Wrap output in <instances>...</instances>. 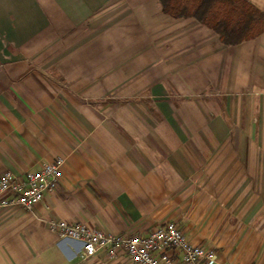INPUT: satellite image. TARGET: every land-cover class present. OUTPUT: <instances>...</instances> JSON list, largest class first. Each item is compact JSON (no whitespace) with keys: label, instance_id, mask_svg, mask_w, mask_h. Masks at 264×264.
I'll list each match as a JSON object with an SVG mask.
<instances>
[{"label":"crops","instance_id":"crops-1","mask_svg":"<svg viewBox=\"0 0 264 264\" xmlns=\"http://www.w3.org/2000/svg\"><path fill=\"white\" fill-rule=\"evenodd\" d=\"M245 1L264 14V0ZM56 79L73 82L71 96L107 95L94 82L118 80L136 82L126 96L169 97L167 83L183 100L152 106L161 120H144L136 103L134 121L113 122L65 104ZM58 157L56 191L31 212L0 209V264H93L79 243L50 231L51 220L117 235L178 221L193 244L219 242L218 264H264L258 234L204 228L256 225L264 212V188L224 183L264 177V32L227 45L195 19L163 13L158 0H0V176Z\"/></svg>","mask_w":264,"mask_h":264},{"label":"built area","instance_id":"built-area-1","mask_svg":"<svg viewBox=\"0 0 264 264\" xmlns=\"http://www.w3.org/2000/svg\"><path fill=\"white\" fill-rule=\"evenodd\" d=\"M64 165V158L58 157L38 171L24 175L3 173L0 209L33 211L47 194L57 190ZM49 229L61 239L79 243L82 262L113 260L123 255L133 264H218L214 249L193 244L175 224L156 227L146 235H117L67 220L50 221Z\"/></svg>","mask_w":264,"mask_h":264},{"label":"rangeland","instance_id":"rangeland-1","mask_svg":"<svg viewBox=\"0 0 264 264\" xmlns=\"http://www.w3.org/2000/svg\"><path fill=\"white\" fill-rule=\"evenodd\" d=\"M50 84H53L54 86L57 85L58 88H63L65 92L64 101L65 104L67 103H73L77 105H85L94 107L96 111H100L101 118L103 119L104 114L109 115L111 121L113 122H119L120 120H127V121H134L135 120V106L136 103L143 104L144 109V120H161L162 115L155 112L152 106L157 105L158 103L160 105H167L172 104L175 106H179L183 100L180 96L174 95V92L171 90L170 87H168L167 83L165 84V89L168 90L171 96H150V95H144L143 97H135V96H126L124 95L126 90H135L136 89V82L135 81H129V82H120V81H112L111 82V88H109L108 83H104L102 81H96L94 84L96 85V91L104 92L106 89L109 90L107 95L102 96H96V97H83V96H74L72 94V89L74 88L73 82L70 81H63V80H51L49 81ZM141 88L144 89V92H148L149 89L152 88V82L145 81L143 84L140 85ZM139 88V87H138ZM156 90H160L162 92V87H156ZM150 92V91H149ZM165 92V91H164ZM106 107V109H104ZM104 110L106 113H104ZM161 112V111H160ZM98 114V113H97ZM237 130H232L233 136H236ZM229 180L231 182H229ZM224 183L226 184V187H229V185H234L235 188H264V177H254V178H246V177H239V178H233L232 180L230 178H224ZM59 187V186H58ZM264 212L262 213V210L256 215L257 223L256 225H229V226H223L221 224H217V222L213 221V224H209L208 226H205L204 228L207 229L209 232L212 233V237L222 235V232L225 231L227 227L228 231H233L237 233H254L261 236L260 243L262 242L263 233H264V225L260 224L262 221L261 219L264 217ZM215 220V219H213ZM261 220V221H260ZM54 221V220H51ZM171 221V220H170ZM166 224H175L179 228L184 229V226L182 223H179L178 221H171ZM260 221V222H259ZM165 224V225H166ZM199 227V226H198ZM185 230V229H184ZM226 230V232H228ZM220 235V236H221ZM241 236H239L240 239ZM246 237V236H245ZM243 239V238H242ZM240 240L237 241L238 244L246 243L244 241ZM237 242H234L236 244ZM219 242L217 240H208L205 243H203L205 246L211 247L216 251L217 245ZM229 243H232L231 241ZM248 247V244L245 246ZM127 264H133L129 259L124 258ZM90 263H99L98 260L89 261ZM102 263V262H101Z\"/></svg>","mask_w":264,"mask_h":264},{"label":"trees","instance_id":"trees-1","mask_svg":"<svg viewBox=\"0 0 264 264\" xmlns=\"http://www.w3.org/2000/svg\"><path fill=\"white\" fill-rule=\"evenodd\" d=\"M158 1L163 13L175 19H195L227 45L255 39L264 32V14L245 0Z\"/></svg>","mask_w":264,"mask_h":264}]
</instances>
